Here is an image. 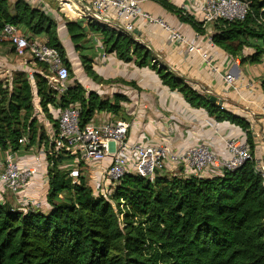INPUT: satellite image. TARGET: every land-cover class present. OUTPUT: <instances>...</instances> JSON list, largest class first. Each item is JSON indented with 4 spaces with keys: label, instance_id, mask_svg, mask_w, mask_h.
I'll return each instance as SVG.
<instances>
[{
    "label": "trees",
    "instance_id": "16d2710c",
    "mask_svg": "<svg viewBox=\"0 0 264 264\" xmlns=\"http://www.w3.org/2000/svg\"><path fill=\"white\" fill-rule=\"evenodd\" d=\"M156 1L197 34L204 33L205 26L182 15V9L167 0ZM249 1L250 11L242 21L214 22L210 38L240 62L260 63L264 69V0ZM5 24L17 26L29 39L44 35L45 43L58 50L70 70L56 24L42 9L24 0L12 4L0 0V30ZM65 27L72 43L85 37L78 22L66 20ZM100 31L106 51L125 62L149 66L189 106L204 108L215 120L238 126L252 158L214 177L157 175L148 181L125 174L104 197L92 191L83 177L78 182L68 177V169L60 168L68 158L46 154L49 210L30 206L23 210L0 201V264H264V184L253 158L248 122L211 103L209 96L198 94L164 65L153 63L146 47L130 36L112 29ZM244 48H250L251 54L244 57ZM81 63L96 78L85 57ZM32 77L33 84L25 73L14 71L11 80L0 79V154L27 150L36 143L48 147L35 115L33 86L50 122L48 105L65 108L80 102L81 125L95 110L118 108L93 92L85 95L80 85L68 86L58 95L47 78L38 72ZM260 89L264 94V75ZM22 138L25 144L20 143Z\"/></svg>",
    "mask_w": 264,
    "mask_h": 264
},
{
    "label": "crops",
    "instance_id": "0c3cea01",
    "mask_svg": "<svg viewBox=\"0 0 264 264\" xmlns=\"http://www.w3.org/2000/svg\"><path fill=\"white\" fill-rule=\"evenodd\" d=\"M24 1L31 6L34 3L33 0ZM138 1L143 11L161 20L165 26L148 24L141 19H136L132 29L125 30L124 26L114 22L108 16L80 17L77 16V9L76 14L61 9L57 0L55 2L60 11L49 7L46 0L39 1L40 9L42 8L56 24L57 38L64 49L67 61L73 62L72 60L76 59L78 62V67L74 70L75 77L67 80V87L75 84L80 85L84 88L85 95L93 92L99 100L107 101L118 107L116 111L95 110L89 121L101 123L116 118L130 121L128 134L131 141L148 140L155 144H167L176 151L189 148L198 142L214 141L212 143L213 150L221 155L223 145L220 136H237L242 139L245 137L244 132L238 126L230 124L228 121L215 120L213 116L207 114L204 108L189 106L181 93L163 85L157 72L149 66H137L133 61L125 62L118 59L113 52L106 51L101 33L93 32V27H97L120 31L130 36L134 42L146 47L153 63L164 65L169 72L182 79L198 94L209 97L212 94L211 96L215 97L216 101L211 103L223 108L226 112L245 119L251 130L261 123L262 131H264V117H258L256 120L252 117V114L258 111L263 112L261 114L264 115V94L260 89V79L264 75L262 65L248 61L240 62L238 57L228 55L209 40L210 34H197L189 24L181 22L175 13L162 7L158 1ZM167 1L172 6L182 9V15L197 19L199 0ZM67 4L69 5V3ZM60 12L65 18H68L67 20L80 24L85 35L80 42L72 43L66 31V20L62 21ZM172 32H178L184 36L185 43H179L173 39ZM38 39L45 41V36L41 35ZM188 43L198 47L201 54L187 52ZM68 44L72 49L69 52L67 51ZM251 52L250 48L243 49L244 57ZM82 57H85V60L90 64L96 78L93 79L84 71L81 63ZM26 58L28 59V57H18L8 44L1 43L0 79L8 78L9 80L14 71L23 72L27 76L28 72L40 74L42 71H32L24 63L23 59ZM227 73L233 77L234 86L229 87L225 84L223 77ZM28 80L30 81V78ZM30 83L33 84V81ZM33 95L37 98L35 92ZM36 100L38 101V98ZM36 107L38 124L47 136L48 132L55 128L59 107L47 106L51 120H53L51 122L45 117L39 105ZM252 135L255 144L253 157L256 165L259 166L258 160L262 153L260 149L263 147H258L255 137L257 134L254 131H252ZM39 145L42 143H36L34 145L36 149L32 146L27 150L22 148L16 151L19 165L23 168H33L36 171L19 197L29 201L32 207L46 212L49 210L45 199L48 189L46 160L40 152L35 154L40 148ZM108 162V159L97 162L81 160V177L92 191L98 185L103 184V172ZM72 163V159H69L64 164L71 165ZM174 172H176L175 169L165 171L160 175L170 176ZM2 190L0 187V192ZM5 200L13 207H17L16 199L9 193H6Z\"/></svg>",
    "mask_w": 264,
    "mask_h": 264
},
{
    "label": "built area",
    "instance_id": "2783aa9c",
    "mask_svg": "<svg viewBox=\"0 0 264 264\" xmlns=\"http://www.w3.org/2000/svg\"><path fill=\"white\" fill-rule=\"evenodd\" d=\"M57 2L61 9L68 13L76 14L78 11L77 16L80 17L108 16L124 26L125 30H131L136 19L148 24L165 26L161 20L143 11L138 0H57ZM250 3L249 0H199L196 20L203 26L219 20L242 21L250 11ZM171 36L179 43H185V38L180 33L172 32ZM209 40L211 41L210 37ZM1 43L8 44L18 57H28L43 65L51 82L56 84V90L61 93L66 90L70 72L56 48L48 46L44 40L40 41L36 37L29 39L17 26L11 24H5L1 28ZM199 51L200 49L192 43L187 44V52L201 54ZM242 55L244 56L243 51ZM40 74L47 78L42 72ZM31 76V72H28L30 82ZM223 80L229 87L234 86V79L230 74L227 73ZM80 111L81 104L77 101L65 108H59L56 126L46 136L48 147L45 148L42 144L40 151L44 157L49 154L72 159L71 165L63 164L60 168L68 169V177L73 182H78L82 176L81 160L97 162L108 159L109 162L103 172V184L94 190L104 197H109L114 185L125 174L152 181L165 171L177 169L179 171L173 174L174 176L214 177L222 175L225 171L236 170L252 158L246 140L237 136H220L223 145L221 155L213 150L214 141L198 142L189 148L176 151L167 144H155L148 140L131 141L128 134L131 123L124 119H108L101 123L89 121L81 125ZM25 142V138L20 141L21 144ZM256 169L264 184V166L256 165ZM35 173V169L19 165L16 152L10 149L2 152L0 187L3 190L0 192V201H4L3 196L9 193L16 199L18 207L23 210L32 207L29 201L20 199L19 196Z\"/></svg>",
    "mask_w": 264,
    "mask_h": 264
},
{
    "label": "rangeland",
    "instance_id": "374dc122",
    "mask_svg": "<svg viewBox=\"0 0 264 264\" xmlns=\"http://www.w3.org/2000/svg\"><path fill=\"white\" fill-rule=\"evenodd\" d=\"M16 0H9V2L12 4V3H14ZM34 1V0H33ZM39 1L40 0H36V1H34V3H33V5L36 7V8H38L39 6H40V3H39ZM46 2H47V4L49 5V7H51V8H53V9H58L59 10V8L57 7V3L55 2V0H46ZM38 3V4H37ZM32 5V6H33ZM33 6V7H34ZM40 8V7H39ZM42 9V8H41ZM60 11V10H59ZM60 14H61V12H60ZM61 19H62V21L65 19V20H67L68 18H65L62 14H61ZM213 29H214V26H213V23L212 24H208V25H206V28H205V31H204V33L203 34H205V33H208V34H210L211 35V33L213 32ZM101 28H97V27H95L94 28V31L93 32H95L96 34H100L101 33ZM208 31V32H207ZM72 49H71V45L70 44H68V47H67V51L69 52V51H71ZM23 61H24V63L32 70V71H35V70H37V71H42V73L43 74H45L46 76H47V79L49 80V82H50V85H52V86H54V88L56 89V84H54L53 82H51V80H50V77H49V75L47 74V72L45 71V68H44V66H40V64L39 63H37V62H35V61H33L32 59H23ZM73 62H71V61H69V63H70V66H71V70H70V75H69V79L71 80L73 77H75V72H74V70H75V68L76 67H78L77 66V63L78 62H76V59H73L72 60ZM46 78V77H45ZM8 79V78H7ZM9 80H11V79H9ZM32 81H33V78H32ZM69 83H71V82H69ZM35 92V90H34V87H33V93ZM56 92H57V94L59 95V94H61V91H59V90H56ZM201 92H203L202 90H201ZM209 95V94H208ZM211 95L212 94H210V97H211ZM37 98H35V95H34V100H33V103H34V106L36 107V106H38V101L36 100ZM37 107L35 108V113H37ZM42 111V110H41ZM261 113H263V112H254V114H252V117L256 120V119H258V117H261V116H263L264 117V115L263 114H261ZM35 115H38V114H35ZM261 124V123H260ZM258 125L257 127H255V128H253V130H251V132L252 131H254V133H256L257 135L255 136L256 137V143H257V145H258V147L259 146H262L263 148L262 149H260V151L262 152L260 155V158H259V160H258V163H259V165L260 166H264V131H262V126L261 125ZM244 139H245V137H244ZM255 145V144H254ZM41 146L42 145H39V147L41 148ZM34 149H36V146H34L33 147ZM40 148H38V150H37V152H35V154H38V152H40V154H42L41 153V151H40ZM45 148H46V146H45ZM67 166V165H66ZM179 170H177L176 169V172H174V173H171V175L170 176H168V177H171V176H174L173 174H176L177 172H178ZM178 177H181V176H179V175H177ZM112 192V191H111ZM3 197H5V196H3Z\"/></svg>",
    "mask_w": 264,
    "mask_h": 264
},
{
    "label": "water",
    "instance_id": "95a60500",
    "mask_svg": "<svg viewBox=\"0 0 264 264\" xmlns=\"http://www.w3.org/2000/svg\"><path fill=\"white\" fill-rule=\"evenodd\" d=\"M209 101H210V102H215V101H216V98L213 97V96H211V97H209Z\"/></svg>",
    "mask_w": 264,
    "mask_h": 264
}]
</instances>
